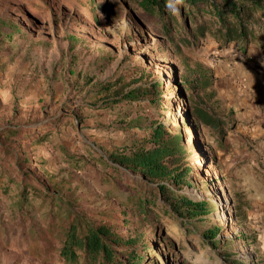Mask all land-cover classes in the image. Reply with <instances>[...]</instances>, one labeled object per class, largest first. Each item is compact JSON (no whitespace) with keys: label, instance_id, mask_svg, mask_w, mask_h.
<instances>
[{"label":"rangeland","instance_id":"374dc122","mask_svg":"<svg viewBox=\"0 0 264 264\" xmlns=\"http://www.w3.org/2000/svg\"><path fill=\"white\" fill-rule=\"evenodd\" d=\"M98 1L103 9L99 7L95 17L89 6L78 0H0V18L7 22L0 28V128L7 124L36 126L72 113L74 118L69 123L63 121L41 143L14 140L20 154L31 160L26 168L46 185L51 183V176L70 180L63 192L75 197L77 209L96 223L95 214H114L118 231L126 238L138 236L137 245L149 244L157 264H233L234 258L264 264V167L260 166L262 171L257 168L263 186L255 180L246 191L231 171L220 172L216 154L208 149L215 136L197 125L187 103L169 89L185 73V63L195 67L226 57L243 61L241 53L234 55L227 47V54L223 48L221 54L214 55L215 50L201 46L175 52L152 31L150 23L142 21L134 4L121 0L115 14L110 0ZM15 23L26 34L13 31ZM137 63L142 69L133 76L147 72L150 78L164 81L165 93L171 96L165 103L168 108L135 111L99 107L95 85ZM141 117L172 119L191 127L193 161L203 182L200 189L185 190L217 202L210 217L224 227L218 235L221 246L203 250L197 241L188 240L183 241L189 247L184 250L182 241L176 240L177 250L170 252L166 240L178 239L176 233L165 228L157 238L153 224L125 223L120 214L124 207L115 197L121 191H104L100 174L107 170L99 161L100 155L108 157L119 149V141L131 134L127 127L144 121ZM15 177L0 166V264H50L27 253L20 239L24 229L42 223L49 206L42 207V200L31 196L23 205L22 188L13 181ZM220 197L224 203L217 201ZM25 214H30L32 222L24 218ZM225 249L232 251V259L224 256Z\"/></svg>","mask_w":264,"mask_h":264},{"label":"trees","instance_id":"16d2710c","mask_svg":"<svg viewBox=\"0 0 264 264\" xmlns=\"http://www.w3.org/2000/svg\"><path fill=\"white\" fill-rule=\"evenodd\" d=\"M78 1L84 7L89 6L97 17L101 7L98 0ZM120 2L110 0L115 14ZM126 2L135 5L142 21L150 23L152 31L160 35L163 43L170 44L175 52H182V47H199L207 38H212L219 49L237 44L242 60L247 63L252 59L248 56L251 45L264 49V42H259L257 32V20L264 18V0ZM6 23L0 18V28ZM13 26V31L26 34L19 24ZM4 36L11 37V34L5 33ZM141 69V63L133 64L127 72L99 81L95 85L99 107L135 111L167 109L165 103L171 96L165 93L164 81L150 78L147 72L133 76V72L137 74ZM177 78L169 88L172 95L187 103L197 125L215 127L220 137L225 136L227 130L221 126L223 119L213 113L206 102L212 97L207 90L214 85L213 74L203 64L191 67L185 63V73ZM174 86L176 89L172 90ZM73 118L72 113L66 112L36 126L7 124L0 128V166L16 175L13 181L22 188V204H27L31 196L40 198L42 207L49 206L42 223L31 224L20 235L27 253L50 264H157L149 244L137 245L138 236L126 238L118 231L114 214H95L98 218L96 223L77 209L75 197L63 192L70 180H56L51 176V183L46 185L26 168L31 160L20 154L14 140L26 141L29 145L41 143L63 121L69 123ZM143 119L127 127L131 134L119 141V149L109 153L108 157L100 155L99 161L107 170L100 174L104 191L110 194L115 190L121 191L115 197L124 207L120 214L125 217V223L153 224L157 238L165 228L176 233L178 239L166 240V248L170 252L177 250L176 240L182 241L184 250L189 247L184 246L183 241L188 240L197 241L203 250L221 246L222 240L218 235L224 227L212 222L210 217L217 209V202L210 196H197L185 190L187 187L200 189L203 182L193 161L194 145L187 138L188 126L184 127L172 119L141 117ZM12 165L17 168H12ZM23 216L32 222L30 214ZM223 254L232 259L231 250L225 249ZM233 264L248 262L234 258Z\"/></svg>","mask_w":264,"mask_h":264},{"label":"crops","instance_id":"0c3cea01","mask_svg":"<svg viewBox=\"0 0 264 264\" xmlns=\"http://www.w3.org/2000/svg\"><path fill=\"white\" fill-rule=\"evenodd\" d=\"M257 23L259 42H264V18L259 17ZM217 46L214 39L207 38L201 48L210 47L216 51L214 55L221 54L223 49ZM229 47L232 54L240 53L237 44ZM248 56L252 59L247 63L233 62L226 57L203 64L213 74L214 81L207 90L212 97L206 102L212 112L223 119L221 126L227 130L226 135L220 137L215 127L205 126L216 138L208 149L216 154L220 172L231 171L232 176L240 181L239 187H244L245 191L256 181L263 186L264 176L257 174V168L264 167V49L253 44Z\"/></svg>","mask_w":264,"mask_h":264},{"label":"bare ground","instance_id":"6f19581e","mask_svg":"<svg viewBox=\"0 0 264 264\" xmlns=\"http://www.w3.org/2000/svg\"><path fill=\"white\" fill-rule=\"evenodd\" d=\"M187 130V138L189 140V142H193V134L191 132V127L188 126V128H186ZM219 200H221L220 202L221 203H224L225 202V199H223L222 197L218 198L217 201L219 202Z\"/></svg>","mask_w":264,"mask_h":264},{"label":"clouds","instance_id":"9594fccd","mask_svg":"<svg viewBox=\"0 0 264 264\" xmlns=\"http://www.w3.org/2000/svg\"><path fill=\"white\" fill-rule=\"evenodd\" d=\"M169 10H171V9H169Z\"/></svg>","mask_w":264,"mask_h":264}]
</instances>
